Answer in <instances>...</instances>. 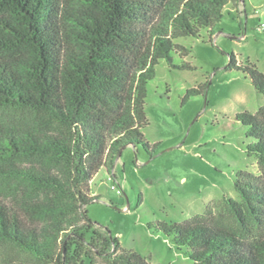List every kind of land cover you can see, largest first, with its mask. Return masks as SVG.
<instances>
[{
  "label": "trees",
  "instance_id": "trees-1",
  "mask_svg": "<svg viewBox=\"0 0 264 264\" xmlns=\"http://www.w3.org/2000/svg\"><path fill=\"white\" fill-rule=\"evenodd\" d=\"M233 1L0 0V109L27 112L0 118V178L23 186L18 199L0 196V251L10 244L22 258L0 264H151L96 228L87 205L100 195L91 184L124 147L155 151L143 128L156 66L187 55L176 39L200 37ZM230 59L228 68L264 94V73ZM185 66L193 67L177 65ZM206 92L190 88L184 101ZM236 119L254 138L247 153L261 173H238L233 222L207 211L150 223L194 264H264V105Z\"/></svg>",
  "mask_w": 264,
  "mask_h": 264
},
{
  "label": "rangeland",
  "instance_id": "rangeland-1",
  "mask_svg": "<svg viewBox=\"0 0 264 264\" xmlns=\"http://www.w3.org/2000/svg\"><path fill=\"white\" fill-rule=\"evenodd\" d=\"M262 24L264 0H239L227 5L224 18L200 37L177 38L176 43L189 53H174L172 62L161 60L148 85L149 123L143 133L158 146L154 152L141 146L124 147L114 166L103 167L92 181V191L100 199L88 204L87 211L96 228L151 264L194 263L185 248L150 223L181 222L207 211L232 223L229 200L242 201L235 184L238 173H261L257 158L247 153L254 138L247 135V126L236 114L257 113L264 105V94L249 76L228 64L234 54L240 63L255 64L264 73ZM183 64L193 67H177ZM200 85H206V94L184 101L188 89ZM26 114L12 106L0 109L5 120ZM22 188L14 179L0 178L4 199L20 198ZM20 258L22 252L10 244L0 251V262Z\"/></svg>",
  "mask_w": 264,
  "mask_h": 264
},
{
  "label": "built area",
  "instance_id": "built-area-1",
  "mask_svg": "<svg viewBox=\"0 0 264 264\" xmlns=\"http://www.w3.org/2000/svg\"><path fill=\"white\" fill-rule=\"evenodd\" d=\"M261 28H262V29L264 28V24H262V25H261ZM112 176H113V173H112V174H110V176H109V179H112ZM116 187H117L116 185H112V188H114V189H115ZM118 192H120V193H121L122 191L119 189V190H118Z\"/></svg>",
  "mask_w": 264,
  "mask_h": 264
}]
</instances>
